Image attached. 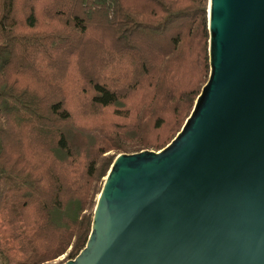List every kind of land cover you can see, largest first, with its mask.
<instances>
[{
    "label": "trees",
    "instance_id": "trees-1",
    "mask_svg": "<svg viewBox=\"0 0 264 264\" xmlns=\"http://www.w3.org/2000/svg\"><path fill=\"white\" fill-rule=\"evenodd\" d=\"M209 0H0V259L75 257L115 156L159 150L210 74Z\"/></svg>",
    "mask_w": 264,
    "mask_h": 264
},
{
    "label": "water",
    "instance_id": "water-1",
    "mask_svg": "<svg viewBox=\"0 0 264 264\" xmlns=\"http://www.w3.org/2000/svg\"><path fill=\"white\" fill-rule=\"evenodd\" d=\"M210 74L175 137L119 152L57 264H264V0H209Z\"/></svg>",
    "mask_w": 264,
    "mask_h": 264
},
{
    "label": "rangeland",
    "instance_id": "rangeland-1",
    "mask_svg": "<svg viewBox=\"0 0 264 264\" xmlns=\"http://www.w3.org/2000/svg\"><path fill=\"white\" fill-rule=\"evenodd\" d=\"M186 121V120H185ZM182 128V127H181ZM178 133V132H177ZM175 137V136H174ZM173 137V138H174ZM172 138V139H173ZM171 139V140H172ZM64 261H66V253L65 254H63V255H61V256H59V257H57V258H55L54 260H52V262H51V264H57V263H62V262H64ZM0 264H2V261H1V259H0Z\"/></svg>",
    "mask_w": 264,
    "mask_h": 264
}]
</instances>
